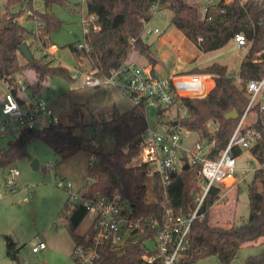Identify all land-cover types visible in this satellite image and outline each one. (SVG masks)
<instances>
[{"label": "trees", "instance_id": "1", "mask_svg": "<svg viewBox=\"0 0 264 264\" xmlns=\"http://www.w3.org/2000/svg\"><path fill=\"white\" fill-rule=\"evenodd\" d=\"M35 1L6 0L5 13L0 14V81L5 82L14 95L19 91L18 78L28 70L33 71L35 86L39 88L45 87L48 80L56 77L73 80L72 72L55 64V59L46 53L51 34L62 27V21L52 12L53 5L66 8L70 5L65 0H41L44 4V11L41 12L35 9ZM157 5L171 11V25L203 54L224 48L238 34L242 33L247 38L249 49L239 66L238 76L219 63L194 69L191 73L211 76L214 85L205 96L181 98L187 116L180 121V125L197 132L201 139L213 142L211 157L215 158L226 148L249 104L248 83L264 77V1L236 0L225 3V0H219L206 16H202L198 8L187 0H89L87 11L97 16L99 29L84 35V42L92 49L90 52L79 49L77 43L68 45L76 68L108 75L123 67L134 51H139L154 71L158 60L152 56L151 46L143 41L142 29L145 23L152 20V8ZM27 11L32 13L26 17L27 21L40 23L38 34L33 32V27L24 25L23 18ZM40 43L41 58L33 56V62L24 61L21 46L27 44L31 50ZM80 106L83 105H73L68 124L60 122L42 131H23L2 150L0 168L7 169L25 158L33 160L28 147L41 140L60 157L53 168L58 169L79 154L86 153L89 162L85 178L94 181L92 191L106 196L121 194L133 207L136 217L161 223L164 215L162 203L165 200L175 217H187L192 210L191 201L199 193L198 169L192 167L175 174L167 189V197L163 195L160 180L149 177L144 166L135 164L147 127L145 114L135 107L119 113L114 107L109 118L96 119L93 116L92 122L86 123ZM234 109L239 118L227 120L225 115ZM208 124L213 125V130L207 127ZM89 129L94 131V137L87 136ZM61 131L73 134L78 131V143L71 145L59 138L57 133ZM99 135L113 141L112 151H107L96 142ZM251 152L260 162H264V140ZM235 154L240 155L241 151L237 150ZM248 192L250 214L246 221L242 225L218 227L210 224V212L220 200L221 189L212 188L201 209L204 216L193 221L186 250L177 264H193L211 256H216L221 264H231L244 245L264 238V169L255 172ZM61 214L67 218V228L75 246L87 245L88 232L83 235L77 233L88 216L87 210L78 205L69 212L66 201ZM5 240L7 254L20 264L16 243L9 236H5ZM143 243L142 240L109 250L94 264H148L142 259ZM243 264H264V249L246 258Z\"/></svg>", "mask_w": 264, "mask_h": 264}, {"label": "built area", "instance_id": "2", "mask_svg": "<svg viewBox=\"0 0 264 264\" xmlns=\"http://www.w3.org/2000/svg\"><path fill=\"white\" fill-rule=\"evenodd\" d=\"M88 1L83 0L82 4H87ZM234 1L236 0H225V3ZM212 7V1L208 0L203 9L204 16ZM159 10L158 5L154 6L153 16ZM3 13L5 8L0 14ZM31 14L27 11L23 21H27L26 17ZM151 21L144 24L142 36L161 33L159 28H150ZM82 25L84 35L89 34L91 30H98L97 16L87 12V15L82 16ZM39 26V22L33 23L32 29L35 34H38ZM234 42L238 49H249L247 38L242 33L235 36ZM77 46L79 49H86L87 52L92 50L84 41ZM46 53L50 54L49 49ZM53 53L54 49L51 54ZM204 76L191 73L161 77L152 69L137 63H126L108 75H99L97 71L82 69H76L72 74L73 80L81 79L83 86L89 89L115 87L133 107L140 109L144 114L146 108L156 109V121L154 125L147 123L135 164L144 166L149 177L160 180L165 197L168 195L167 189L173 176L184 170L186 165L189 169L192 167L198 169L199 188L194 207L187 217H175L165 200L162 203L164 215L161 223H158L149 218L136 217L133 207L121 194L106 196L94 193L91 189L94 181L91 179L82 182L56 181L55 186L64 189L69 195L68 211L71 212L80 205L87 210L92 219L87 230L89 243L74 247L73 257L79 264H94L105 252L142 240L144 241L142 259L146 263L153 264L159 261L160 264H177L186 250L193 221L204 216L201 209L212 188H220L227 182H231L229 187L238 185L241 181H246L249 175L253 178L257 170L264 169V162H260L251 152L253 148L262 145L264 140V77L248 83L249 104L226 148L217 157H211L214 143L205 138H200L189 149L182 147L184 141L182 131L185 128L180 125V121L187 116V110L182 105L181 98L205 96ZM17 83L19 86L17 94L9 91L0 98V141L7 135H14L17 138L25 130L42 131L61 122L44 100L37 95H26L28 86L21 78H18ZM21 94L25 97L23 98ZM207 127L213 130L212 124H208ZM2 150L0 148V158ZM237 150L241 151L240 155L235 154ZM245 153L248 157L241 166L240 161ZM7 169L9 171L5 176V182H0V199L18 191L28 192V186L19 184L18 172L11 167ZM1 170L3 169L0 168ZM238 173L242 176L241 179L237 177ZM149 242H153L152 249L148 246ZM46 248L45 242L40 241L32 248V252L41 253Z\"/></svg>", "mask_w": 264, "mask_h": 264}, {"label": "rangeland", "instance_id": "3", "mask_svg": "<svg viewBox=\"0 0 264 264\" xmlns=\"http://www.w3.org/2000/svg\"><path fill=\"white\" fill-rule=\"evenodd\" d=\"M82 1L65 0L69 3V8L58 4L52 7V12L62 21V27L58 32L51 34L49 55L51 59H55V64L68 68L72 74H74L76 66L68 45L73 43L78 45L84 41L82 16L87 15L88 11L87 4H82ZM187 1L197 7L199 13L204 16L203 9L208 0ZM211 1L214 6L219 0ZM5 3L6 0H0V13L3 12ZM34 6L38 11H44V4L41 0H36ZM171 17V11L160 8L153 16L150 28H159L161 33L142 36L145 44L151 46V54L158 59L157 66L160 71H158L159 73L155 71L157 75L167 77L191 74L194 69H202L213 63L225 65L230 72L235 73L236 76L239 75V66L248 53V49H238L233 40L222 49L203 54L185 38L183 33L171 25ZM24 25L32 28L33 23L25 21ZM41 46V43L36 44L31 49V53L36 59L41 58L43 54L40 50ZM54 48L57 51L51 54ZM134 52L141 56L139 51ZM143 59H139L138 65L151 69L146 59ZM23 60L26 61L24 58ZM33 78L34 74L31 71L26 82V86H28L26 95L32 94L33 91L37 94L36 91L40 89L33 86ZM204 85L205 94H207L214 85V79L205 75ZM7 93H9V89L6 83L0 81V98ZM38 94V97L49 105L54 115L65 124H68V115L74 104L83 105L80 106V111L84 113L86 123L92 122L93 116L96 119L109 118L110 112L106 105H109L113 110L112 104H116L119 113H124L133 107L132 103L115 87L103 86L89 89L83 86L81 79L76 81H68L61 77L50 79ZM156 112V109L146 108L148 124L154 125ZM77 134L78 131L74 135L77 136ZM86 134L91 137L95 136L94 131L90 129ZM182 137H184L182 143L184 149H189L200 140L197 132L187 129H183ZM15 139L14 135H7L0 141V146L6 147L9 142H13ZM96 142L107 151L113 150V141L107 136L99 135ZM28 153L32 159L38 160L39 168L33 169L32 160L26 158L19 160L11 168L18 172L19 184L28 186L29 191H18L0 199V264H17L7 254L5 236L11 237L16 243L20 264H79L73 257L75 242L67 228V218L65 214H61L69 195L64 189L55 186V183L58 180L77 182L85 180L89 157L86 153H81L76 159L57 169L51 166H54L60 157L45 142L40 140L32 143L28 147ZM247 157L248 155L245 153L240 161L241 166ZM8 171L9 169L0 171V182H5ZM237 177L242 178L239 173ZM251 181L252 176L249 175L246 181H241L238 185L229 187L231 182L221 185L220 200L210 212L211 225L230 227L242 225L246 221L250 214L248 186ZM195 196L191 201L192 209ZM149 200L152 201L150 198ZM91 221V216L88 215L77 229V233L85 234ZM40 241L45 242L47 248L41 253H33L32 248ZM148 246L152 249L153 242H149ZM263 249L264 238L256 243L246 244L240 249L238 257L231 264H243L246 258L259 254ZM193 264L221 263L216 256H211Z\"/></svg>", "mask_w": 264, "mask_h": 264}, {"label": "water", "instance_id": "4", "mask_svg": "<svg viewBox=\"0 0 264 264\" xmlns=\"http://www.w3.org/2000/svg\"><path fill=\"white\" fill-rule=\"evenodd\" d=\"M20 50H21V53L24 55V57H25V59L27 61H29V62H33L34 61V58H33V55L31 53V50H30V48H29V46L27 44H23L21 46ZM225 118L227 120H237L239 118V114L234 109L230 113L226 114ZM57 136L59 138H61V139L66 140L71 145H76L78 143V141H79V137L78 136H76L73 133L68 132V131L58 132ZM31 166L33 167V169H37V168L40 167V164H39L37 159H33L32 162H31ZM184 170H189V166L186 165L184 167Z\"/></svg>", "mask_w": 264, "mask_h": 264}, {"label": "crops", "instance_id": "5", "mask_svg": "<svg viewBox=\"0 0 264 264\" xmlns=\"http://www.w3.org/2000/svg\"><path fill=\"white\" fill-rule=\"evenodd\" d=\"M33 27V26H32ZM55 51H57L56 50V48H54V53H55ZM135 52H133L132 53V55H131V57H130V59L127 61V63H139L138 61H139V59H141V60H144L143 59V57L142 56H140L139 54H137V53H135ZM153 56V55H152ZM154 57V56H153ZM155 58V57H154ZM157 59V58H156ZM158 60V59H157ZM146 65V64H145ZM75 66H76V62H75ZM76 68V67H75ZM77 69V68H76ZM151 69H152V67H151ZM155 71H160V69H159V66H155L154 67V72ZM30 72H31V70H28L23 76H20L19 78H21L22 80H23V82L26 84V82H27V80H28V77H29V75H30ZM157 72H155L156 74H157ZM159 73V72H158ZM34 74V73H33ZM28 85H30L29 83H28ZM33 86H35V76H34V78H33ZM42 88H44V87H42ZM42 88H40L38 91H36L34 88V90L37 92V94L33 91V89H32V91H33V93L32 94H29V95H31V96H35V95H39L38 94V92L42 89ZM21 96L24 98L25 97V95L24 94H21ZM113 105V107H115V109H117V107H116V104H112ZM106 108L109 110V112H110V116H111V114H112V110L110 109V106L109 105H106ZM118 110V109H117ZM130 110V109H129ZM118 112H119V110H118ZM127 112V111H126ZM121 113V112H120ZM125 113V112H124ZM0 148H2V149H4L5 147H2V146H0ZM215 207V206H214Z\"/></svg>", "mask_w": 264, "mask_h": 264}]
</instances>
